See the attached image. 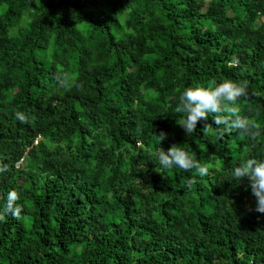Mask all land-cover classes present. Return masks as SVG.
Masks as SVG:
<instances>
[{"label":"trees","instance_id":"obj_1","mask_svg":"<svg viewBox=\"0 0 264 264\" xmlns=\"http://www.w3.org/2000/svg\"><path fill=\"white\" fill-rule=\"evenodd\" d=\"M213 79L248 82L234 106L255 139L176 123L181 92ZM172 144L209 168L191 189L156 157ZM251 157L264 0H0V208L16 190L23 209L0 222V264H264V214L232 177Z\"/></svg>","mask_w":264,"mask_h":264},{"label":"clouds","instance_id":"obj_2","mask_svg":"<svg viewBox=\"0 0 264 264\" xmlns=\"http://www.w3.org/2000/svg\"><path fill=\"white\" fill-rule=\"evenodd\" d=\"M238 60L229 62L228 67L238 66ZM55 79L58 86L65 90H70L75 78L63 71L57 72ZM71 82V83H70ZM248 94V82L224 79L220 82L211 80L207 83H196L186 87L179 95L176 113L182 114L179 122H176L185 132L186 136L196 131L197 124L207 121L212 115L218 136H223L233 130H239L241 135L255 139L259 135L260 125L251 121L247 116L240 114V108L236 102ZM17 119L25 123L28 117L22 112L15 113ZM223 127H220V126ZM211 124L205 123L204 129L208 131ZM166 133L161 130L158 137V145L166 138ZM156 157L161 166L171 169L174 166L181 170L191 172L194 170L192 178L186 180V187L191 189L196 183L195 176L204 177L209 174L207 165L201 164L193 151L172 144L165 151L158 147ZM8 170L7 164L0 163V173ZM232 177L239 182L243 178L248 179V187L256 199L255 211L264 214V159L248 158L236 166L232 171ZM20 199L19 193L12 190L8 193L3 208H0V222H6L8 215L14 219L21 220L22 206L17 203ZM251 210V209H250Z\"/></svg>","mask_w":264,"mask_h":264}]
</instances>
